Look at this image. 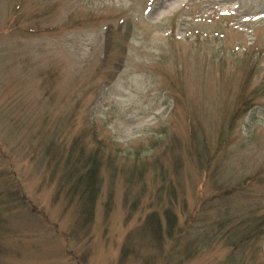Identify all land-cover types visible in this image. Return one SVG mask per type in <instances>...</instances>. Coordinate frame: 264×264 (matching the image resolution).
Returning <instances> with one entry per match:
<instances>
[{
  "label": "rangeland",
  "instance_id": "obj_1",
  "mask_svg": "<svg viewBox=\"0 0 264 264\" xmlns=\"http://www.w3.org/2000/svg\"><path fill=\"white\" fill-rule=\"evenodd\" d=\"M262 215L264 0H0V264H264Z\"/></svg>",
  "mask_w": 264,
  "mask_h": 264
},
{
  "label": "trees",
  "instance_id": "obj_2",
  "mask_svg": "<svg viewBox=\"0 0 264 264\" xmlns=\"http://www.w3.org/2000/svg\"><path fill=\"white\" fill-rule=\"evenodd\" d=\"M241 112L242 110L240 111V113ZM52 145H54L52 147V150H56L55 144L53 143ZM74 150H75V147L70 148L67 152L68 155L66 156L62 153H57L56 155H53V159L57 158L58 163L63 162V165L66 167V169H72L71 177L73 175L77 176V179H76L77 183L80 186H83V189L81 190L83 195L87 197H93L94 194H96L97 192V186H98L97 175H98L99 170L102 169L101 167H102L103 158L101 159L98 152H96L95 154H90L89 156H86L84 149H82L77 154L75 153ZM108 162H109L108 165L110 168L114 167L113 164L115 160L113 158L110 159ZM228 214H230V211H228ZM226 223L228 224V227L225 233L223 229L226 228L227 226L225 225ZM245 223L246 221L242 224V226L245 225ZM252 223H253L252 226L250 228H247L243 232L240 231L239 229L240 226L239 227H234V226L229 227L230 222L227 219H224V220L221 219L219 222L215 224H216V229L218 233L224 234L223 237L227 239V241H230L232 239L231 234L233 236H235L236 234L240 235L237 242H234L233 245L244 247L247 244H250L251 241L256 242V243L259 242L260 237L264 236V215L255 217ZM170 229L172 230V226H170ZM184 233H185L184 231L182 232L178 231L177 236L182 237ZM214 238H216V235L210 236V239H214ZM194 246L196 247L195 241H194Z\"/></svg>",
  "mask_w": 264,
  "mask_h": 264
}]
</instances>
